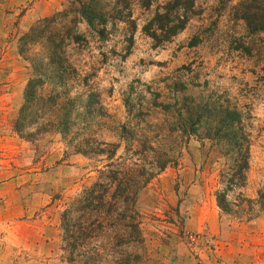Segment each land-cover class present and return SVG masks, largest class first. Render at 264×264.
Returning <instances> with one entry per match:
<instances>
[{"label":"rangeland","instance_id":"1","mask_svg":"<svg viewBox=\"0 0 264 264\" xmlns=\"http://www.w3.org/2000/svg\"><path fill=\"white\" fill-rule=\"evenodd\" d=\"M122 1L128 8L117 0H0V264H72L59 248L61 212L106 163L71 153L57 133L28 141L12 128L31 73L18 40L58 12L81 38L66 47L70 63L88 75L76 90L98 94L106 117L96 137L120 144L117 156L125 147L121 125L152 136L165 118L160 103L221 95L252 115L246 183L228 200L255 199L264 187V31L241 18L248 0H195L186 26L160 45L143 27L169 0L148 8ZM82 4L110 12L104 36L77 16ZM180 152L178 165L158 171L138 198L151 249L144 264H264V213L247 219L217 205L227 164L217 145L191 137Z\"/></svg>","mask_w":264,"mask_h":264},{"label":"trees","instance_id":"2","mask_svg":"<svg viewBox=\"0 0 264 264\" xmlns=\"http://www.w3.org/2000/svg\"><path fill=\"white\" fill-rule=\"evenodd\" d=\"M117 1L128 8V2ZM152 1L137 0V4L148 8ZM117 3L111 11L119 10ZM194 5L195 0H169L162 7L164 12L157 10L143 30L160 45L186 26ZM242 8L241 18L247 26L264 31V0L245 1ZM76 13L104 36L105 17L110 12L82 4ZM65 17V12H58L39 19L18 40V52L28 61L31 73L12 128L28 141L57 133L71 153L96 162L106 160L97 179L70 197L61 212L59 248L69 263L144 264L150 259L143 215L137 207L139 195L158 171L178 165L180 149L191 137L199 139L201 145L205 141L217 145L227 160L221 173L224 187L215 194L218 207L247 219L264 213V187L255 199L239 195L237 203L228 200L230 191L246 183L252 115L221 95L186 96L182 101L160 103L165 118L152 125V136L138 135L121 125L119 137L125 142L122 155L117 156L120 144L97 138L106 111L98 94L76 90L87 86L88 75H81L66 55V47L81 38L76 30L66 28ZM256 21L259 25L253 24ZM179 227L183 230L182 221Z\"/></svg>","mask_w":264,"mask_h":264}]
</instances>
